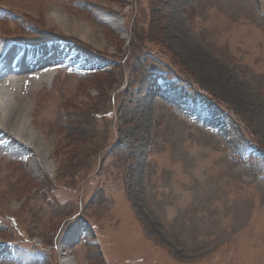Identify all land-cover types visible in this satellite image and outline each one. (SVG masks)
Here are the masks:
<instances>
[{
	"label": "rangeland",
	"instance_id": "374dc122",
	"mask_svg": "<svg viewBox=\"0 0 264 264\" xmlns=\"http://www.w3.org/2000/svg\"><path fill=\"white\" fill-rule=\"evenodd\" d=\"M58 39L99 62L25 101L50 148L0 157V264H264V0H0V49Z\"/></svg>",
	"mask_w": 264,
	"mask_h": 264
},
{
	"label": "bare ground",
	"instance_id": "6f19581e",
	"mask_svg": "<svg viewBox=\"0 0 264 264\" xmlns=\"http://www.w3.org/2000/svg\"><path fill=\"white\" fill-rule=\"evenodd\" d=\"M83 5L86 9L91 10L100 20L111 24L113 27L114 22L112 18L101 14L102 12H100L97 6L92 4ZM51 19L59 28L68 34L78 36L82 40L90 41L93 39L91 30L84 21L79 19L71 21L59 12H55V14L51 16ZM114 27L116 28L115 30L120 28L117 24L114 25ZM68 52H71V49H56L54 46H51V48H45L42 45L40 47H29L22 53L18 62L13 67V74H9L8 77L7 75L0 76V83L8 84V86H10L9 90L12 91L11 96L0 91V147H5L4 145H7V142L10 140L11 143L19 145V148L23 147L24 149L33 152L37 159L45 157L48 154L50 145L46 140V136L43 133L39 134L35 129L36 127L34 128V125L32 126V121H29V117H33L35 114V108H32L28 112L29 107H27L25 101L26 99L31 98L30 91L34 90L36 87L38 88L39 86L45 85V78L40 73L59 68V65L64 63V55ZM85 60L86 61H81L82 65H94L97 63L96 61L93 62L91 59ZM96 65L97 64H95V66ZM2 72L4 71L2 70ZM25 158H29V156L25 154ZM49 158L51 159L52 157L49 156ZM36 164H38L37 167L39 170L44 171L45 168L48 169L47 164L42 161H37ZM84 232L85 229L83 228L82 233L80 232V234L77 233L76 235H73V231H70L63 240L74 236L75 238L72 242L77 243L84 235ZM63 247L64 245L58 246L59 251L60 249L62 250L65 248ZM68 263L69 260L67 259V256L61 257L60 264Z\"/></svg>",
	"mask_w": 264,
	"mask_h": 264
}]
</instances>
